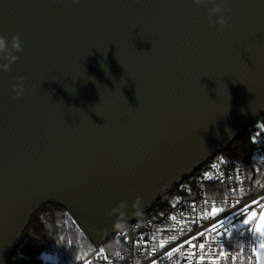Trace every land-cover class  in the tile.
<instances>
[{
  "label": "water",
  "instance_id": "95a60500",
  "mask_svg": "<svg viewBox=\"0 0 264 264\" xmlns=\"http://www.w3.org/2000/svg\"><path fill=\"white\" fill-rule=\"evenodd\" d=\"M222 2L223 30L192 0H0V264H46L9 259L45 203L104 244L264 112V0Z\"/></svg>",
  "mask_w": 264,
  "mask_h": 264
},
{
  "label": "built area",
  "instance_id": "2783aa9c",
  "mask_svg": "<svg viewBox=\"0 0 264 264\" xmlns=\"http://www.w3.org/2000/svg\"><path fill=\"white\" fill-rule=\"evenodd\" d=\"M256 116L260 118L259 125L252 123ZM213 165L216 167L213 168ZM206 173L211 178H206ZM261 185H264V112L252 117L226 145L189 170L141 215L128 220L126 230L118 229L109 239L116 243L111 251L103 244L99 245L79 264H152L153 259L158 264H188V260L179 253L168 260L164 252L199 232L205 235L194 243L206 245L204 253H201L206 256L203 264H211L209 256L217 258L221 251L226 257L236 256L237 260L225 258L219 264H257L252 249L256 247L260 250L258 246L262 238L254 232L258 219L244 225L247 213L241 214V209L248 204V211L264 212V208L251 203L255 199L264 204V187ZM205 201H208L207 205ZM237 201L240 203L237 204ZM213 203L224 211L215 217L205 218L204 213L211 211ZM172 216H176L177 220L172 221ZM221 220L224 223L219 225ZM213 224L219 226L214 231H207ZM171 236H176L177 241L160 249L159 241L168 240ZM137 241H143V245ZM153 248L156 249L155 254L149 255ZM101 249L107 260L100 258ZM182 251L193 249L185 245ZM195 251L200 253L198 247ZM249 256L253 257L251 261L247 259ZM258 260L264 264V249ZM197 262L198 257H194L193 264Z\"/></svg>",
  "mask_w": 264,
  "mask_h": 264
},
{
  "label": "trees",
  "instance_id": "16d2710c",
  "mask_svg": "<svg viewBox=\"0 0 264 264\" xmlns=\"http://www.w3.org/2000/svg\"><path fill=\"white\" fill-rule=\"evenodd\" d=\"M238 139L241 140L240 136ZM103 246L111 251L116 243L108 240ZM97 247L63 206L45 203L33 212L9 259L30 261L39 258L46 264H79Z\"/></svg>",
  "mask_w": 264,
  "mask_h": 264
},
{
  "label": "snow or ice",
  "instance_id": "6c2138e0",
  "mask_svg": "<svg viewBox=\"0 0 264 264\" xmlns=\"http://www.w3.org/2000/svg\"><path fill=\"white\" fill-rule=\"evenodd\" d=\"M213 168L216 167V165L212 166ZM206 178H211L210 174H205ZM257 183L259 184L260 182L257 181ZM261 187H264V185H261ZM241 191H243V189H241ZM237 204L240 203V201L236 202ZM252 205H259V207L264 208V204L260 203V201L253 199L252 200ZM205 204H208V201H205ZM250 205L245 204L244 207L241 209V214L243 213H247L246 214V218L243 220V224L244 225H249L250 223H252L253 221H256L258 219V222L255 223V227H254V232L256 234L259 235V237H261L262 239L260 240L259 243V249H264V212H260L259 214H257L255 211H248ZM224 209L223 208H219L216 207L215 204L213 203L211 205V211L210 212H205L204 213V217L205 218H209V217H215L217 214L223 212ZM170 219L172 221H176L177 218L176 216H172L170 217ZM224 222L221 220L219 222V225H222ZM219 225L217 224H213L211 229H207V231L211 232L214 231ZM205 233L204 232H199L197 235H192L189 239H185L183 241L182 244H177L174 247H171L170 250L164 252V256L168 259V260H172L174 258V254L179 253L181 256H184L187 260H188V264H193V258L194 257H198V262L197 264H203V262L206 259V256L204 254V250L206 248L205 243H200L199 245L195 244L194 241L204 237ZM153 239H155V237H153ZM177 241V237L176 236H171L168 240L165 239H161L159 241V248L160 249H164L166 244L171 243ZM138 244L143 245V241H137ZM185 245H188L191 247V249H193V251H189V252H184L182 251L185 247ZM200 249V253H197L195 251L196 248ZM156 249L153 248L151 250V252L149 253V255H153L155 254ZM252 252L254 253V256L257 258V264H259V251L257 250L256 247H253ZM99 256L101 259L103 260H107L108 257L106 255L103 254V250H99ZM117 256H119V253H117ZM225 258H230L232 261H236L237 257L236 256H231V257H226L225 252L221 251L218 254L217 258H213L211 256H209V259L211 261V264H219V261ZM247 259L249 261H251L253 259L252 256L247 257ZM86 264H91V262H86ZM152 264H158L157 260L153 259L152 260Z\"/></svg>",
  "mask_w": 264,
  "mask_h": 264
},
{
  "label": "clouds",
  "instance_id": "9594fccd",
  "mask_svg": "<svg viewBox=\"0 0 264 264\" xmlns=\"http://www.w3.org/2000/svg\"><path fill=\"white\" fill-rule=\"evenodd\" d=\"M61 0H54V3H60ZM74 4L79 3V0H72ZM192 3L196 6H204L209 3L212 5L208 11L206 19L211 26L213 23V18L218 17L215 23L219 26L221 30L225 28L228 23L227 18L224 16V13L230 11L225 7L222 0H192ZM23 51L22 41L20 39L19 34L13 35L11 40L9 41L8 37L4 35H0V60L5 61L4 63H0V69L8 72L10 71V65L15 63L19 57L14 55L13 53H20ZM17 83L12 85L11 91L15 93L12 96L13 100H17L22 98L24 94V77H14ZM128 205L125 202H119L118 206L112 210L109 215L112 213L117 214V219L115 221V227L117 229L126 230L127 229V220L129 219V215L126 212ZM142 214V207L140 204V198L137 197L132 205V213L133 216H139Z\"/></svg>",
  "mask_w": 264,
  "mask_h": 264
},
{
  "label": "rangeland",
  "instance_id": "374dc122",
  "mask_svg": "<svg viewBox=\"0 0 264 264\" xmlns=\"http://www.w3.org/2000/svg\"><path fill=\"white\" fill-rule=\"evenodd\" d=\"M252 123L255 124V125H259L260 124V118L259 116H256L253 120H252ZM262 249L259 250V255H260V252H261ZM259 264H261L259 262Z\"/></svg>",
  "mask_w": 264,
  "mask_h": 264
}]
</instances>
